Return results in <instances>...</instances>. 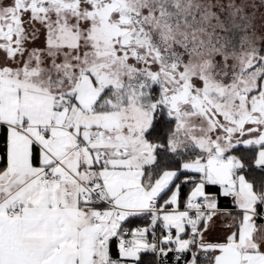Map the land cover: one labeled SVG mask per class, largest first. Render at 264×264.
I'll return each mask as SVG.
<instances>
[{"label": "snow or ice", "instance_id": "snow-or-ice-1", "mask_svg": "<svg viewBox=\"0 0 264 264\" xmlns=\"http://www.w3.org/2000/svg\"><path fill=\"white\" fill-rule=\"evenodd\" d=\"M0 264H264V0H0Z\"/></svg>", "mask_w": 264, "mask_h": 264}]
</instances>
